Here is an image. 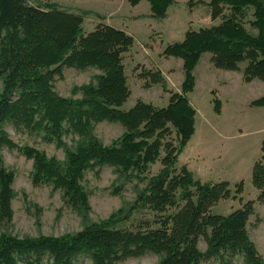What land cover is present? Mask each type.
Instances as JSON below:
<instances>
[{
    "label": "trees",
    "instance_id": "16d2710c",
    "mask_svg": "<svg viewBox=\"0 0 264 264\" xmlns=\"http://www.w3.org/2000/svg\"><path fill=\"white\" fill-rule=\"evenodd\" d=\"M128 1L137 5L142 0ZM148 1L152 17H166L172 0ZM197 1L201 0L189 3L193 6ZM209 5L213 19L225 5L231 13L219 24L187 30L183 40L164 49L165 55L183 60L181 91L171 92L166 106L138 100L124 109L131 89L123 54L135 43L131 34L107 23L86 32L82 14L27 0H0V148L15 145L4 130L7 122L41 127L59 143L61 130L76 132L80 139L75 148L66 149L64 160L29 145L23 152L33 160L35 182L61 188L67 202L80 210L90 209L89 193L82 183L90 168L112 165L126 179L144 184L129 207L77 232L22 238L1 234L0 264H73L80 254L93 264H120L132 246L163 254L156 264H202L230 254L243 255L245 264H264L248 231L254 201L247 200L228 214L212 211L223 199H242L244 181L236 183L233 191L228 180L201 181L186 164L177 166L196 130L197 110L189 93L196 83L195 66L204 53H212L213 64L227 70H239V64L247 60L244 80L264 81V0H210ZM250 8L257 34L243 21ZM66 65L92 66L100 73L73 88L81 96H62L55 90L54 79L62 76ZM140 76L146 86L162 83L168 89L160 69ZM214 103L220 112L221 100L216 97ZM251 104L264 106V96ZM104 120L119 122L125 129L108 145L92 133L94 123ZM261 150L252 181L264 200V138ZM157 162L161 168L151 173ZM14 178L13 170L0 167V223L13 215ZM143 210L152 218L141 219L135 227L119 226ZM201 237L207 242L205 251L198 246ZM45 255L49 257L43 263Z\"/></svg>",
    "mask_w": 264,
    "mask_h": 264
},
{
    "label": "rangeland",
    "instance_id": "374dc122",
    "mask_svg": "<svg viewBox=\"0 0 264 264\" xmlns=\"http://www.w3.org/2000/svg\"><path fill=\"white\" fill-rule=\"evenodd\" d=\"M27 1L45 8L56 6L82 14L86 32L93 30L99 23H107L125 30L135 38L134 45L123 54L131 89V95L122 106L124 109L133 107L138 100L159 107L166 106L171 92L181 91L184 80L182 58L165 55L166 46L181 41L187 30L219 24L224 16L231 13L225 5L223 13L213 19L210 0L197 1L193 6L189 0H172L164 18L152 17L148 0H142L137 5H132L128 0ZM252 12L253 8H250L243 21L251 33L257 34L258 29L251 25L254 19ZM247 64V60L242 61L239 70L243 72ZM159 69L167 80L168 89L162 83L146 86V79L140 76L143 71ZM242 72L216 67L210 52L201 56L194 70L195 87L189 93L191 103L197 110L196 130L180 155L177 166L179 168L186 164L195 178L201 181L228 180L233 191L236 183L244 181L243 193L239 195L242 199H223L213 206L212 211L228 214L247 200H253L248 231L264 259V200L259 197L260 191L252 181L254 164L262 155L264 106L249 103L264 96V81L255 78L251 83L246 82ZM98 73L100 70L92 66L81 69L66 65L62 76H55V90L62 96L79 97L81 92L74 94L73 88L89 83ZM216 97L222 103L220 112L215 110ZM4 130L15 145H3L0 148V167L13 170L15 195L12 200L13 215L0 223V235L10 233L22 238L77 232L91 222L107 219L119 209L129 207L144 185L133 178L126 179L112 165L90 168L82 179L89 193L90 209H77L67 202L61 188H56L52 183L35 182L33 160L25 155L23 147L34 146L49 156L64 160L66 149L75 148L80 136L70 129L61 130L63 141L59 143L58 139L50 138L41 127L17 126L7 122ZM124 130L119 122L104 120L94 123L92 133L108 145L120 137ZM161 166L157 162L150 172H158ZM144 218H152V213L144 210L136 212L119 226L135 227ZM198 246L202 251L206 250L204 237L200 238ZM131 250L119 260L120 264H156L163 256L136 246H132ZM48 257L45 255L42 262L45 263ZM73 264L93 262L88 256L80 254ZM202 264H245V260L241 254H230L228 257L206 259Z\"/></svg>",
    "mask_w": 264,
    "mask_h": 264
},
{
    "label": "crops",
    "instance_id": "0c3cea01",
    "mask_svg": "<svg viewBox=\"0 0 264 264\" xmlns=\"http://www.w3.org/2000/svg\"><path fill=\"white\" fill-rule=\"evenodd\" d=\"M183 39H184V38H182V40H183ZM242 69H243V68H242ZM230 71L242 72V70H230ZM242 73H243V72H242ZM252 81H253V80H252ZM252 81H251V82H252ZM251 82H250V83H251ZM251 102H252V100L249 101L250 104H251ZM223 110H224V104H223ZM190 167H191V166H190Z\"/></svg>",
    "mask_w": 264,
    "mask_h": 264
}]
</instances>
